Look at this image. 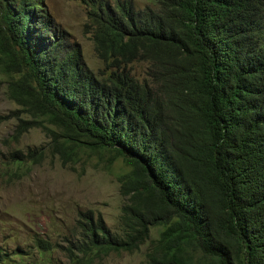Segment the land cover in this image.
Masks as SVG:
<instances>
[{
  "label": "trees",
  "instance_id": "trees-1",
  "mask_svg": "<svg viewBox=\"0 0 264 264\" xmlns=\"http://www.w3.org/2000/svg\"><path fill=\"white\" fill-rule=\"evenodd\" d=\"M40 1L0 0V74L33 118L11 113L17 136L46 120L64 162L89 151L128 168L121 231L79 213L68 259L93 264L149 244L145 264H264V0H148L142 10L84 0L98 73ZM135 63L148 65L142 81ZM44 156L11 155L16 165ZM32 248L54 249L39 237ZM27 254L0 248V264Z\"/></svg>",
  "mask_w": 264,
  "mask_h": 264
},
{
  "label": "rangeland",
  "instance_id": "rangeland-1",
  "mask_svg": "<svg viewBox=\"0 0 264 264\" xmlns=\"http://www.w3.org/2000/svg\"><path fill=\"white\" fill-rule=\"evenodd\" d=\"M121 1H131L137 10L150 5L148 0ZM40 3L58 32L82 51L88 67L95 73L103 69L86 28L89 3L84 0H41ZM147 71L145 63L132 65V74L140 81L147 77ZM7 81L0 74V118L19 111L22 119L32 121L9 99ZM42 123L54 130L46 120ZM19 124L16 117L0 122V248L9 252L21 248L28 253L13 257L10 264H73L64 247L69 245L67 239L77 236L79 213L91 210L104 219L110 231H121L124 200L118 179L128 168L121 160L110 163L108 153L99 155L89 151L81 152L75 162H64L54 154L51 135L43 124L20 138L16 134ZM40 148L45 152L41 163L12 162L15 151L27 153ZM159 233V229H153L152 239H157ZM36 237L49 241L54 249L49 253L35 250L32 244ZM148 247L149 244L144 245L135 254L112 253L93 264H145Z\"/></svg>",
  "mask_w": 264,
  "mask_h": 264
}]
</instances>
